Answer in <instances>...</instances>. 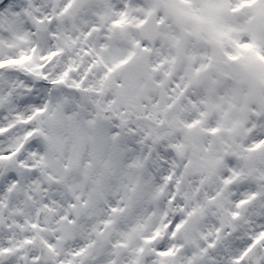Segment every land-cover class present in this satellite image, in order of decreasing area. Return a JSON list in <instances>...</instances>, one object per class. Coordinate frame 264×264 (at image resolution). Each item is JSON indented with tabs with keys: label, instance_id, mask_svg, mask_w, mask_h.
Instances as JSON below:
<instances>
[{
	"label": "snow or ice",
	"instance_id": "6c2138e0",
	"mask_svg": "<svg viewBox=\"0 0 264 264\" xmlns=\"http://www.w3.org/2000/svg\"><path fill=\"white\" fill-rule=\"evenodd\" d=\"M145 10L0 0V264H264V14L225 47L261 85L245 118L209 119L213 142L189 147L180 134L141 141L131 122H100L80 96L93 74L124 73L121 93L138 87L148 36L116 37Z\"/></svg>",
	"mask_w": 264,
	"mask_h": 264
},
{
	"label": "rangeland",
	"instance_id": "374dc122",
	"mask_svg": "<svg viewBox=\"0 0 264 264\" xmlns=\"http://www.w3.org/2000/svg\"><path fill=\"white\" fill-rule=\"evenodd\" d=\"M191 1L193 2L192 5ZM144 4H146V9L149 7L148 10L154 9L157 11L159 8H162L163 14L160 13V22L162 29H165L162 32L163 40H166L165 38L168 37L169 40L175 43L174 51L179 56L175 67L180 63L181 75L188 73L186 78L192 76L193 71L189 66L191 63L187 61L188 58L183 56L189 45V41L186 39L189 38L190 33L194 34L197 42L203 43L207 40L211 41V50L215 59H224V48L231 46L234 36L238 38L243 34V23L246 19L251 18L250 14H264V5L260 3V0H239V3L233 4L232 7H230L228 0H223L221 3H215L213 0H144ZM239 16L240 19L238 18ZM174 17L181 19L185 33L188 35L184 37L185 40L181 41L178 46L176 45V35L171 30L169 24ZM199 18H204L206 22L200 23ZM222 31L223 33L221 34ZM243 51L252 52L257 57L253 45H248ZM141 53L143 54V58H146V55L149 54L148 52ZM237 55L239 56L241 53ZM155 61L156 59L152 63H148L144 60L141 68L142 71L139 73L140 83L138 87L128 93H121L118 84H113L111 81L108 82L110 85L105 83L106 85H103L104 88L100 92L102 95L104 93L108 97L105 98L103 104L109 106L107 109L116 114L122 106H126V110L130 114L140 115L142 117L140 121L131 123L138 130L144 132V137L141 140L149 136H154L156 140H159L160 134L162 136L161 139L172 138L174 140L176 135L180 134L182 139L188 140L190 147L192 138L194 135L200 133V131L192 130V124L186 127V122L191 120L188 111L181 113V110L176 117L175 123L173 125L166 124L162 131H157L160 128L154 125V123L160 121L162 106L168 104L172 94V89L164 85L160 86V83L157 84V81L153 80V76L150 77L152 70L149 66L153 65ZM11 62L9 61L8 63ZM226 74H229L227 68L216 66V69L204 80L205 82L197 88L196 92L201 91L205 93L206 91V93L204 96L198 98L196 102L201 107L206 108L208 113H211V117H215L220 121L229 118L242 121L245 118L241 114L242 109L247 108V105L251 101L248 91H240L238 88L233 87L235 90H229L228 93L222 96L214 95L216 91L221 89L219 86L223 85L221 83L222 77ZM95 80L97 82L96 84ZM252 81L256 82L255 80ZM101 84L100 78L93 74L88 87L93 89L96 87L99 91ZM257 84L261 87L259 83ZM83 98L87 100L91 108L98 99L97 95L95 98L91 95L83 96ZM237 101L240 103L239 107L234 111L232 110L226 113L225 107L233 108ZM198 108L200 107L198 106ZM175 143L180 149H183L184 145L180 141H175Z\"/></svg>",
	"mask_w": 264,
	"mask_h": 264
}]
</instances>
